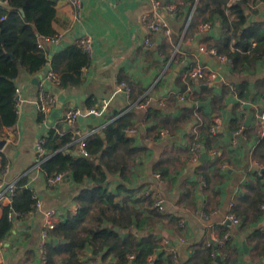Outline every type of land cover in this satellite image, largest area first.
I'll list each match as a JSON object with an SVG mask.
<instances>
[{
  "label": "crops",
  "instance_id": "crops-1",
  "mask_svg": "<svg viewBox=\"0 0 264 264\" xmlns=\"http://www.w3.org/2000/svg\"><path fill=\"white\" fill-rule=\"evenodd\" d=\"M52 1L56 6L53 29L61 38L56 45L40 40L39 48L51 58L86 36L92 38L93 47L89 64L80 70L83 83L76 88L44 87L46 68L33 76L22 72L15 82V104L20 113L13 130L0 132V139L6 140L0 155L7 161L0 183L8 186L26 175L40 208L15 222L0 242V264H43L37 248L43 213L54 211L55 225L76 215L77 194L71 176L65 174L49 186L34 162L36 145L51 131L59 136L70 134L75 146L72 154L79 156L82 140L133 106L130 92L116 91L120 79L134 93L143 91L134 105L135 133L126 131L134 138L138 154L134 163L129 162L125 179L117 173L105 187L108 192L117 189L115 202L134 209L138 220H149L162 253L158 264H205V248L214 246L223 235L228 236L227 242L215 256L212 253L214 260L208 264H264V149L257 148L264 138L257 121L264 113V59L235 74L229 59L221 62L210 56L221 23L218 17L211 19L208 11L196 9L197 3L190 7L183 0H153L170 29V36L164 37L148 32L142 24V18L153 11L152 0H80L79 18L65 0ZM247 12L244 28L257 26L258 35H264V2L248 3ZM203 24L208 28L201 29ZM147 38L152 48L143 45ZM230 49L240 51L238 46L230 45ZM196 63L213 71L217 80L208 86L190 81L188 74ZM242 83L248 84V93L243 91L240 98L233 86L239 89ZM43 88L56 98L55 106L47 111L40 108ZM200 89H209L211 95ZM181 96L186 97L184 103ZM88 102L99 108L108 102V107L100 117L80 116V123L66 119L71 110H87ZM127 106L129 109L113 116ZM150 106L158 115L147 120ZM250 111L254 118L246 127ZM216 118L219 125H215ZM211 123V132L219 138L208 153L199 145L200 158L202 154L207 158L194 163L193 131L196 137L206 135ZM162 132L168 135L162 137ZM155 173L160 175V183L153 178ZM146 190L164 197L162 217L153 216L152 198L145 195ZM254 198L262 202L258 212L250 209ZM10 202L8 198L0 202V218L2 207ZM229 213L239 219V225H226ZM145 230L140 227L132 232ZM126 234L122 232V236ZM90 256L88 248L78 256V263L91 264ZM63 258L65 254L56 255L55 262Z\"/></svg>",
  "mask_w": 264,
  "mask_h": 264
},
{
  "label": "trees",
  "instance_id": "trees-1",
  "mask_svg": "<svg viewBox=\"0 0 264 264\" xmlns=\"http://www.w3.org/2000/svg\"><path fill=\"white\" fill-rule=\"evenodd\" d=\"M183 1L190 7L197 3L196 9L208 11L211 19L218 17L220 34L214 41L213 49L217 55L229 59L232 72L238 74L246 71L262 59L264 35H258L257 26H244L248 3L264 0H238L230 5L227 0ZM55 18L56 6L52 0H0V132L2 129L11 131L16 125L15 82L22 72L33 76L50 66L63 89L76 88L83 83L80 70L89 64L90 56L83 52L79 44L59 51L51 58L39 48L40 40L56 36L53 29ZM252 40L256 45L250 55H246L245 51ZM230 45L238 46L240 51H232ZM119 82H122L121 79ZM233 88L240 98H243V91L248 93L247 83H242L239 89L236 86ZM200 90L211 95L209 89ZM129 92L130 104L133 106L115 112L113 116L117 117L129 109L85 140L88 157L72 154L75 146L72 145L70 134L59 136L51 131L42 140L40 170L46 179L60 173L69 174L76 190L78 207L76 215L56 224L50 233L45 245V264H79L78 256L84 255L88 248L91 251L90 261L100 259V264H146L150 257L153 264H158L162 253L158 252L159 246L149 229V220H138L134 209L126 207L125 203L115 202L117 189L111 193L105 187L110 176L118 173L123 178L129 162L134 163L138 154L134 138L128 137L126 131L136 122L133 121L137 119L133 118L137 114L134 105L140 102L138 98L143 91L134 93L129 87ZM92 108L94 105L88 102L86 109ZM147 110V120L158 115L151 106ZM212 128L213 123L207 126L206 135L199 134L196 142H192L201 145L205 153L213 148L219 138L211 132ZM257 148L264 149V138L259 141ZM6 166L5 157L0 155V174ZM14 185L15 198L9 205L2 207L0 242L5 240L15 222L34 211L36 204V194L28 186L26 175ZM261 203L260 199H252L251 211L258 212ZM10 214L12 218L8 219ZM160 215L153 212V216L162 217ZM140 227L146 229L144 233L132 232L133 229L140 230ZM124 231L128 232L126 236H122ZM214 249L215 246L205 248V264L214 260ZM215 250L220 249L217 247ZM63 254L66 258L55 262V256ZM129 255L134 256L132 261L128 260Z\"/></svg>",
  "mask_w": 264,
  "mask_h": 264
},
{
  "label": "built area",
  "instance_id": "built-area-1",
  "mask_svg": "<svg viewBox=\"0 0 264 264\" xmlns=\"http://www.w3.org/2000/svg\"><path fill=\"white\" fill-rule=\"evenodd\" d=\"M65 1L73 7V9L75 10L76 18H79L80 17V8H81L80 0H65ZM227 1L230 5V4H233L234 2H236L238 0H227ZM152 2L154 4L153 11L146 14L142 18L143 27L150 33H154L157 35H163L164 37H169L170 36V29H169L168 25L164 22V20L157 13V11H156L157 3L153 0H152ZM200 27H201V29H207L208 25L203 24ZM60 38H61V36L56 35L54 37L44 38L43 41H45L46 43H48L50 45H56L59 42ZM143 43H144L143 45L147 48L153 47V43L151 42L150 38L145 39V41ZM79 45L81 46L84 53H87L88 55L91 54L93 44H92V38L90 36H86V37L80 39ZM254 47H255V44H251L250 47L245 51V54L250 55L251 50ZM208 54L212 57L217 58L221 62L226 61V58L223 56L217 55V53L214 49L209 50ZM262 59H264V55L262 56ZM188 78L190 81H195L198 84L208 86V85L213 84L215 82V80H217V75L213 71H210L208 68L203 66L202 64L196 63L192 67V70L190 71V73L188 74ZM44 81H45L44 87L45 86H51V87H54L56 89L61 88L59 78L48 67H47V73L45 75ZM120 90H124V91H126V93H129L128 85L123 83V82L118 83V87H117L116 91H120ZM187 93L190 94V91H188ZM41 96H42V98H41L40 108L42 111H47V110H49L55 106L56 98L49 91H47L43 88L42 92H41ZM179 100H180V102L184 103L186 101V97L181 96L179 98ZM194 105H196V103H194ZM107 107H108V102H106L100 108L94 107L92 109L85 110L84 112H81L77 109H74V110H71L67 114L66 119L68 121L73 122V121H76V119H78V117H80V116L93 115V116L100 117L104 114ZM19 113H20L19 109L16 106V114L18 115ZM214 121H215V125H219L221 123V121L218 118H216ZM257 121L259 122L260 128H261L259 130V134L261 137H264V113L257 116ZM193 132H194L193 141L196 142L195 130ZM127 133L129 135L134 134L135 133L134 127L131 126L127 130ZM161 135H162V137H166L168 135V133L162 132ZM42 145H43L42 140L39 141L36 145V151H37V156H38L35 158V161H34L36 165H40L41 161H42L41 160V156H42L41 146ZM191 153H192L191 154V161L194 163H197L199 161L200 155H201L200 154L201 153L200 147L198 144H196V143L192 144ZM77 154L79 155V157H84V158L88 157L87 151L85 149V140H82L78 144ZM6 168H7V166H6ZM6 168H5V170H6ZM64 176H65L64 173L56 174L54 177L47 179V183L49 186H52V185L60 182L64 178ZM153 178L158 183L161 182V177L159 174L155 173L153 175ZM14 184L12 183V184L6 186V184L0 183V202L5 198H8L10 201L15 198L16 188H15ZM28 186H29V177H28ZM145 195L150 196L152 198L151 209H153L154 211H156L160 214L165 212V201H164V197L162 195H158V194L151 195L148 190H146ZM39 208H40V204L38 202H36L34 210H37ZM261 208L264 210V206H262ZM53 217H54V211H52V210L46 211L43 213V222H42V226L40 228L38 244H37V248H38V251L41 255L43 264H45V258H44V256H45V245L48 243L50 233L55 228V223L53 221ZM11 218H12V215L11 214L8 215V219H11ZM226 220H228L231 224H233L235 226L239 225V223H240L239 219L234 214H231V213H229L227 215ZM227 238H228L227 235H223L220 239H217L215 241V244H214L215 249L217 247L219 249L223 248L225 243L227 242ZM215 249H214V256L217 253V250H215ZM133 259H134L133 255L128 256L129 261H132ZM153 262H154L153 259L150 257V258H148L146 264H153ZM91 264H100V263L98 261H92Z\"/></svg>",
  "mask_w": 264,
  "mask_h": 264
},
{
  "label": "water",
  "instance_id": "water-1",
  "mask_svg": "<svg viewBox=\"0 0 264 264\" xmlns=\"http://www.w3.org/2000/svg\"><path fill=\"white\" fill-rule=\"evenodd\" d=\"M246 17L248 16V12L246 11ZM55 48H56V46H55ZM36 81V80H35ZM92 116V115H91ZM253 118H254V113L252 112V111H250L249 113H248V115H247V117H246V120H245V126L246 127H249L250 126V124H251V122H252V120H253ZM78 121H79V123L80 122H82V120H83V118L82 117H78V119H77ZM6 144V140L4 139H0V150H2L3 149V147H4V145ZM207 157H206V155L205 154H202V156H201V158H200V161H203L204 159H206ZM69 175L67 174L66 175V178L68 177ZM226 225H230V222L229 221H227L226 222ZM219 260V258H218V256H216V258H215V261H218ZM98 262H100V259H98Z\"/></svg>",
  "mask_w": 264,
  "mask_h": 264
}]
</instances>
